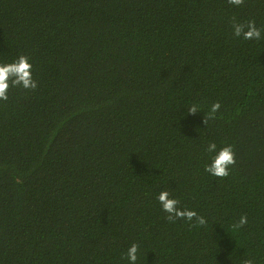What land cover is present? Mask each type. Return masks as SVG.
Instances as JSON below:
<instances>
[{"label": "trees", "instance_id": "16d2710c", "mask_svg": "<svg viewBox=\"0 0 264 264\" xmlns=\"http://www.w3.org/2000/svg\"><path fill=\"white\" fill-rule=\"evenodd\" d=\"M248 20L264 29V0H0V63L26 56L37 84L0 101V264H127L133 242L138 264H264ZM209 142L233 146L228 176L205 172ZM164 190L205 223L169 221Z\"/></svg>", "mask_w": 264, "mask_h": 264}, {"label": "clouds", "instance_id": "9594fccd", "mask_svg": "<svg viewBox=\"0 0 264 264\" xmlns=\"http://www.w3.org/2000/svg\"><path fill=\"white\" fill-rule=\"evenodd\" d=\"M229 2L239 7L244 3V0H229ZM233 35L237 39L245 41H260L264 39V29L257 26L254 20H248L245 23L233 22ZM20 86L24 89H35L37 87L36 81L32 76V64L26 56H19L11 63H0V101L8 99V90L10 87ZM220 108L219 102L211 104L209 115L211 116ZM191 113H196L197 106H192L188 109ZM206 153L213 154L210 162L205 165V172L215 177H226L229 175L230 166L235 165V152L231 144L226 145L217 150L215 142H209L204 149ZM161 210L167 214L169 221L176 219H183L191 223L195 221L197 224L203 225L205 220L198 216L195 210L187 207H179L180 201L175 198H170V193L166 190L161 191L157 196ZM247 223V217L241 216L237 227L243 226ZM140 246L133 242L127 248L126 253L123 254L127 264H138Z\"/></svg>", "mask_w": 264, "mask_h": 264}]
</instances>
